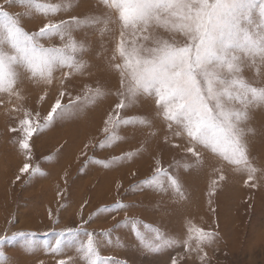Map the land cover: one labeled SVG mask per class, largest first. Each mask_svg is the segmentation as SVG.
<instances>
[{
	"label": "rangeland",
	"instance_id": "1",
	"mask_svg": "<svg viewBox=\"0 0 264 264\" xmlns=\"http://www.w3.org/2000/svg\"><path fill=\"white\" fill-rule=\"evenodd\" d=\"M37 2H70L72 7L45 15L19 5L8 6L5 0H0V6L18 14L21 26L30 33L49 21L72 17L86 21L71 32L78 43L85 45L86 51L76 56L86 66L63 84V74L71 71L67 67L54 73L51 85L37 83L22 73L16 87L23 99L0 93V237H7L0 242V264H59L69 258L72 264H85L76 249L79 242L87 241V233L95 234L100 253L117 264H172L173 260L177 264H264V105L250 106L249 118L242 124L254 173L238 169L203 147H197L203 157L197 163L196 157L186 151V138L174 135L175 126L167 127L166 121L156 115L154 99L146 96H138L121 115L144 117L151 126H122L117 130L120 140L99 148L105 138V120L120 102V78L113 67L122 63L118 54L113 59L120 40L117 13L103 0ZM26 11L28 15H24ZM161 35L172 37L167 32ZM125 39L130 43L133 37L126 34ZM174 39L182 44L185 37L177 34ZM40 42L62 46L67 41L57 36ZM242 67L248 83L264 87V65L258 60L253 65L249 60ZM86 85L100 86L106 95L74 116L34 133L29 141L31 156H26L18 143L22 132L12 131L24 118V111H30L34 121L39 113L43 122L61 91L65 93L62 103L66 104L70 98L83 96ZM129 152L134 153L132 158L111 163L112 158ZM104 160L110 161L109 166L97 162ZM157 161L164 168L177 161L191 165L168 169L179 175L183 198L170 189L158 191L143 186L141 190L140 182L153 176ZM25 163L38 166L41 172L32 176L20 173ZM160 180L168 188L167 177ZM118 201L130 206L114 211ZM105 205L109 211L98 214ZM126 218H134L136 228L148 239L154 237L153 230H159L165 238L180 243L162 249L146 247ZM190 226L216 236L199 248L194 240L188 247L183 241ZM67 229L80 230L73 245L60 253L51 252L59 232ZM29 241L33 242L31 248Z\"/></svg>",
	"mask_w": 264,
	"mask_h": 264
},
{
	"label": "snow or ice",
	"instance_id": "2",
	"mask_svg": "<svg viewBox=\"0 0 264 264\" xmlns=\"http://www.w3.org/2000/svg\"><path fill=\"white\" fill-rule=\"evenodd\" d=\"M103 3L117 13L120 40L113 59L118 54L122 63L113 65L120 78V102L105 120L102 129L105 138L98 147L111 146L120 140L117 130L122 126H151V121L144 117L121 115L122 110L135 104L138 96H146L154 99L158 108L156 115L166 121L167 127L172 129L175 126L174 135L186 138L189 144L186 151L196 157L197 163L203 160L197 147H203L238 169L254 173L256 169L250 163L242 124L249 118L250 106L264 105V87L248 83L242 76V65L249 60L253 65L257 60L264 65V0H103ZM5 4L35 9L45 15L72 7L70 2L53 4L38 3L37 0H5ZM28 14L27 11L24 13ZM85 22L77 17L49 21L38 31L30 33L21 26L18 14L0 6V93L23 99L16 87L22 73H27V78L37 83L51 85L58 69L67 67L71 70L63 74L61 84L69 76L82 72L86 62L77 59L76 54L85 52L86 48L72 37L71 32ZM161 32L171 33L172 37L165 38ZM126 34L133 37L130 43L125 39ZM177 34L185 37L182 44L175 41ZM57 36L67 42L62 46H45L40 42ZM64 95L61 91L43 122L39 113L35 114L34 121L32 113L25 110L24 118L19 119L17 128L12 129L22 132L18 143L26 156H31L29 141L34 133L44 131L57 120L74 116L106 93L100 86L86 85L83 96L70 98L66 104L62 103ZM133 155L129 152L114 157L111 163L130 159ZM97 162L105 166L110 164L107 160ZM173 166L177 169L191 167L177 161L164 168L157 161L153 176L140 182L141 190L143 186L158 191L170 189L183 198L179 175L168 170ZM40 172L38 166L32 167L29 163L20 169V173H29V176ZM161 176L167 177L168 188L160 180ZM223 178L221 175L220 179ZM129 206L118 201L113 210ZM108 211L109 206L105 205L98 209V214ZM126 219L146 247L162 249L180 243L165 238L159 230H153L154 237L148 239L136 228L134 218ZM79 231L61 230L50 251L60 253L71 247ZM187 232L183 243L188 247L194 240L199 248L216 236V233L199 227L190 226ZM100 235L108 236L109 232ZM6 238L0 237V242ZM28 246L33 247V242L29 241ZM76 250L81 253L85 264H117L113 258L100 253L99 241L93 233H87V241L79 242ZM59 264H72V260H61ZM172 264L177 261L173 260Z\"/></svg>",
	"mask_w": 264,
	"mask_h": 264
}]
</instances>
